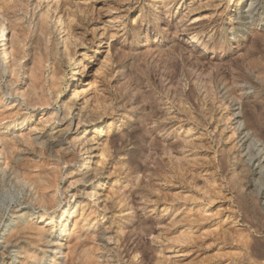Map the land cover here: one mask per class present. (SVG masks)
I'll use <instances>...</instances> for the list:
<instances>
[{
  "label": "rangeland",
  "instance_id": "rangeland-1",
  "mask_svg": "<svg viewBox=\"0 0 264 264\" xmlns=\"http://www.w3.org/2000/svg\"><path fill=\"white\" fill-rule=\"evenodd\" d=\"M250 2L0 0V264H264L232 115L264 139Z\"/></svg>",
  "mask_w": 264,
  "mask_h": 264
},
{
  "label": "bare ground",
  "instance_id": "bare-ground-1",
  "mask_svg": "<svg viewBox=\"0 0 264 264\" xmlns=\"http://www.w3.org/2000/svg\"><path fill=\"white\" fill-rule=\"evenodd\" d=\"M261 4H264V0H251L250 2V5H249V10L246 12V17L243 18L242 20L243 21H251V22H258L262 19H264V11L263 12H259L257 13L256 10L258 9V6H260ZM242 14V12H239L238 15ZM245 14V13H244ZM260 19V20H259ZM8 31H7V27L4 25V24H1L0 25V62L2 64V67L6 68L8 66V64L11 62V52H10V47H9V43H8V39H7V35H8ZM250 70V69H249ZM245 74V73H244ZM235 78V77H234ZM244 85L242 83V86L241 88L245 91L244 94H247L248 91L250 90L249 87H247L249 84V81H248V78H247V74L244 75ZM247 80V81H246ZM80 82H82V78H80ZM228 90V89H227ZM241 93V92H240ZM210 97V96H209ZM224 99V98H223ZM233 103V101H232ZM231 103V104H232ZM225 104V103H224ZM229 108V107H228ZM252 109L254 110L253 112L255 113V117L257 118V121L259 123V125L261 127L264 128V103L262 102H259V103H254L253 106H252ZM237 110H234L235 112L232 113L233 117H234V121H235V128H234V133L237 135V139H239V142L241 144V151H240V160L238 159V163L237 165L241 166L242 168L244 169H249V168H253L256 170L257 172V177L259 179V185L256 184V186H259L258 190H259V194H263L264 195V139L262 138H259L257 136H251V134L249 133L248 131V125L243 123V121H240V119L238 118V116L241 114V113H238L237 114ZM231 115V116H232ZM27 121L24 122L25 126L28 125L26 124ZM14 128L16 126V123H13L11 124ZM233 131V130H232ZM7 138V137H6ZM234 138V137H233ZM2 144L4 146H6L8 144V141L5 140V138H3V140H1ZM85 142V141H84ZM2 147V146H1ZM17 147V146H16ZM84 151L86 152V147L84 148ZM230 154V153H229ZM231 157V156H230ZM239 157V156H238ZM210 160V159H209ZM207 162V161H206ZM229 162V161H228ZM227 162V163H228ZM224 166V165H223ZM198 167V166H197ZM218 169V168H217ZM14 170V169H13ZM41 170V169H40ZM181 170V169H180ZM187 171V170H186ZM16 172V171H15ZM198 172V171H197ZM217 172V171H216ZM18 175V174H17ZM242 176L241 177H238V179H242L243 180V175H247V174H241ZM58 176V175H57ZM239 176V174H238ZM254 176V175H253ZM210 177V176H209ZM250 177V176H249ZM35 178V177H34ZM62 178V177H61ZM184 178V177H182ZM194 178V177H193ZM37 179V178H35ZM180 179V178H179ZM40 180V179H38ZM59 180V178H58ZM61 180V179H60ZM190 180V179H189ZM188 180V181H189ZM47 181V180H46ZM228 181V180H227ZM238 181V180H237ZM50 182V181H49ZM49 182H40L39 186L37 185V187H39L40 191H47L48 189L51 188V185L52 183H49ZM52 182V181H51ZM55 182H57V180L55 179ZM181 182V181H180ZM182 183V182H181ZM216 183V181H215ZM243 184V183H242ZM53 185H54V181H53ZM191 185V184H190ZM211 185V184H210ZM214 185V184H213ZM207 186V185H206ZM233 186V185H232ZM237 186V185H236ZM245 187V186H244ZM199 188V187H198ZM233 188V187H232ZM242 188V187H241ZM240 188V189H241ZM37 189V190H39ZM196 189V188H195ZM222 190V189H221ZM239 190V189H238ZM217 192V191H216ZM241 193V192H240ZM251 193V192H250ZM249 193V195H250ZM253 193V192H252ZM256 193V192H255ZM217 194V193H216ZM235 194V193H234ZM258 194V195H259ZM166 195V194H165ZM208 195V194H207ZM219 195V194H218ZM253 195V194H252ZM257 195V196H258ZM224 196V195H223ZM222 196V197H223ZM243 196V195H242ZM173 197V196H172ZM200 197V196H199ZM240 197V196H239ZM206 198V197H205ZM224 198V197H223ZM236 198V197H235ZM251 199V197H250ZM44 202L47 200L44 198L42 199ZM212 200V199H211ZM245 200V199H244ZM54 201V200H53ZM182 201V200H181ZM217 201V200H216ZM252 201V200H251ZM258 200H254V204L257 203ZM49 202V201H48ZM56 202V201H55ZM165 202V201H164ZM196 202V201H195ZM214 202V201H212ZM211 202V204H212ZM242 202V201H241ZM239 202V203H241ZM53 202L51 203H48L49 205L52 206L51 209L54 208V206L52 205ZM57 204L59 202H56ZM243 203V202H242ZM241 203V204H242ZM47 204V203H46ZM264 204V203H263ZM209 206V205H208ZM247 206V205H246ZM255 206V205H254ZM241 207V206H240ZM244 207V206H243ZM257 207V206H256ZM66 208H63V215L66 213ZM192 210V209H191ZM249 210V209H248ZM254 210V208H253ZM223 211V210H222ZM49 212V211H48ZM245 212V211H244ZM243 212V213H244ZM251 212V211H249ZM258 210H254V213L257 214ZM55 212H53L51 215L49 214V216L47 217H44L42 216L41 217V223H45V226H57L58 225V220H57V215L54 214ZM247 213V212H246ZM260 213V212H258ZM255 214V215H256ZM210 215H213V214H210ZM248 215V214H247ZM261 215V214H260ZM29 216L31 218H34L35 217V213H29ZM74 215H71V217H73ZM259 216V215H257ZM68 218V217H67ZM185 219V218H184ZM206 221V217L204 219ZM203 220V221H204ZM187 221V220H186ZM192 221V220H191ZM195 221V220H194ZM173 222V221H172ZM188 222V221H187ZM190 222V221H189ZM201 222V221H199ZM198 222V223H199ZM182 223V222H181ZM208 223V222H207ZM172 225V224H171ZM238 225V224H237ZM54 227V228H55ZM172 228H174L172 226ZM67 228L65 227V230ZM181 233V232H180ZM179 233V234H180ZM190 233V232H189ZM183 234V232L181 233ZM191 234V233H190ZM211 234V232H210ZM214 234V233H213ZM225 234V233H224ZM189 235V234H188ZM193 235V234H192ZM191 235V236H192ZM223 235V234H222ZM234 236V235H233ZM190 237V236H189ZM211 237V236H210ZM223 237V236H222ZM172 238V237H170ZM183 238V237H182ZM181 238V240H182ZM186 238V237H185ZM205 238V237H204ZM224 238V237H223ZM122 239V238H121ZM160 239V238H159ZM166 239V238H165ZM175 239V236L173 238V240ZM184 239V238H183ZM202 239V238H201ZM225 239V238H224ZM167 240V239H166ZM165 240V241H166ZM187 240V239H185ZM200 240V239H199ZM220 240V239H219ZM240 240V239H238ZM242 240V239H241ZM246 240V239H245ZM180 241V239H179ZM184 241V240H183ZM195 241V240H194ZM225 241V240H224ZM240 242V241H239ZM186 243V242H184ZM123 246V245H122ZM188 246V245H187ZM204 247V246H203ZM187 252V251H186ZM262 252V251H261Z\"/></svg>",
  "mask_w": 264,
  "mask_h": 264
}]
</instances>
